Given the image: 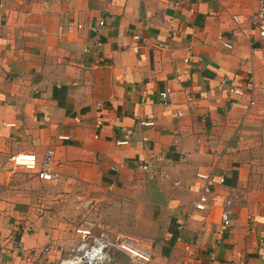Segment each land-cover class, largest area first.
<instances>
[{"label": "crops", "instance_id": "1", "mask_svg": "<svg viewBox=\"0 0 264 264\" xmlns=\"http://www.w3.org/2000/svg\"><path fill=\"white\" fill-rule=\"evenodd\" d=\"M256 1L0 0V264H50L71 240L59 215L29 203L27 185L45 180L9 161L32 151L39 164L47 149L65 185L120 190L136 176L164 175L171 193L157 235L147 239L151 264H264V41L250 22ZM221 78L246 94L228 95ZM124 135L127 143L117 144ZM201 170L224 183L213 186L209 208L190 211ZM227 196L232 224L221 229ZM44 246L47 253L26 259L24 250Z\"/></svg>", "mask_w": 264, "mask_h": 264}, {"label": "rangeland", "instance_id": "2", "mask_svg": "<svg viewBox=\"0 0 264 264\" xmlns=\"http://www.w3.org/2000/svg\"><path fill=\"white\" fill-rule=\"evenodd\" d=\"M24 178L28 179L26 174ZM167 185L163 174L143 178L136 176L129 184L126 182L120 184V190L105 186L102 182L65 185L58 180L55 174L52 180L30 183L25 191H29L31 196L29 203L34 208H38L41 213L44 211L49 215H59V219L69 225V231L72 234L71 240H68L65 248L62 246L58 256L52 258L50 264H60L63 261L84 264L81 256L90 245V240L81 237V234L76 232L78 228L87 227L91 235H96L99 231H103L109 236L113 234L126 235L137 239L148 247L149 235L153 236L152 234H154L155 236L158 233V231L155 232L157 222L160 220V216L157 214H159L162 204L165 203L166 197L171 193ZM148 249L151 253L149 247ZM24 251L27 259L34 254L36 257L47 253L49 247L44 246ZM112 251H116L113 253V259L117 264H135L128 256L117 250L108 252V259L104 264H110L109 254Z\"/></svg>", "mask_w": 264, "mask_h": 264}, {"label": "built area", "instance_id": "3", "mask_svg": "<svg viewBox=\"0 0 264 264\" xmlns=\"http://www.w3.org/2000/svg\"><path fill=\"white\" fill-rule=\"evenodd\" d=\"M191 10V9H189ZM252 29L256 37L259 40L264 41V0L256 1V8L251 15L250 19ZM103 24L102 18L97 20L96 25L101 26ZM85 27L88 30H93L95 26L93 24H81L77 23L76 28ZM97 45L99 42L96 43ZM222 44L230 48V43L226 40ZM186 61V59H184ZM218 86H221L225 89L228 95L233 96V98H241L246 94V91L236 86L233 83L228 82L225 78H221L218 81ZM168 90H163L158 93V96L162 103H166L168 98ZM253 101L249 98L248 104H252ZM176 115H181L180 112H176ZM151 122H145V124H150ZM117 144L127 143V136L124 135V138L117 141ZM53 150H45L41 162L38 164L35 154L32 151H25L13 154L9 157V161L14 166H20L24 170L32 172L40 180H52L55 177V174L51 171V166L53 163ZM141 169L145 170L147 168L146 164H142ZM195 176L200 180V186L198 194L191 203V210L203 211L209 208L215 200L213 186L218 183L222 185L224 183V177L222 175L218 176L217 180L212 179L211 172L201 171L196 172ZM189 211V212H190ZM232 202L231 198L228 196L222 198L221 206L218 211V221L220 228H228L232 224ZM190 215L185 214V219ZM220 229V232H221ZM76 232L81 234V237L89 238L90 245L83 251L81 258L83 257L84 264H104L108 259V252L111 250H117L129 257V259L135 264H151L152 256L147 246L142 242L138 241L135 238L122 235V234H113L109 236L103 231H99L96 235H91L90 230L87 227L83 229H77ZM180 237L177 236L176 240H179ZM184 249L192 254L193 250L189 245H185Z\"/></svg>", "mask_w": 264, "mask_h": 264}, {"label": "bare ground", "instance_id": "4", "mask_svg": "<svg viewBox=\"0 0 264 264\" xmlns=\"http://www.w3.org/2000/svg\"><path fill=\"white\" fill-rule=\"evenodd\" d=\"M60 264H72V261H63Z\"/></svg>", "mask_w": 264, "mask_h": 264}]
</instances>
